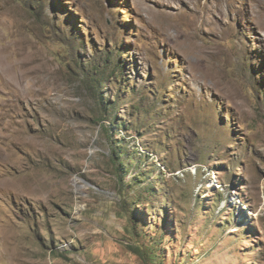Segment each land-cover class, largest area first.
<instances>
[{"label": "rangeland", "instance_id": "obj_1", "mask_svg": "<svg viewBox=\"0 0 264 264\" xmlns=\"http://www.w3.org/2000/svg\"><path fill=\"white\" fill-rule=\"evenodd\" d=\"M0 264H264V0H0Z\"/></svg>", "mask_w": 264, "mask_h": 264}, {"label": "trees", "instance_id": "obj_2", "mask_svg": "<svg viewBox=\"0 0 264 264\" xmlns=\"http://www.w3.org/2000/svg\"><path fill=\"white\" fill-rule=\"evenodd\" d=\"M111 58H112V55H109V54L106 55V60H107V61H110ZM107 61H106V62H107ZM98 83H100V82H98Z\"/></svg>", "mask_w": 264, "mask_h": 264}]
</instances>
